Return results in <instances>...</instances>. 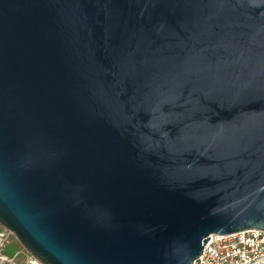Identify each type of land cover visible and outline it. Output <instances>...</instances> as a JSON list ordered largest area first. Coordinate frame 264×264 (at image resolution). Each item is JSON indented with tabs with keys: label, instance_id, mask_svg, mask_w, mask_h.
Segmentation results:
<instances>
[{
	"label": "water",
	"instance_id": "water-1",
	"mask_svg": "<svg viewBox=\"0 0 264 264\" xmlns=\"http://www.w3.org/2000/svg\"><path fill=\"white\" fill-rule=\"evenodd\" d=\"M0 225L45 264L264 230V0H0Z\"/></svg>",
	"mask_w": 264,
	"mask_h": 264
},
{
	"label": "built area",
	"instance_id": "built-area-1",
	"mask_svg": "<svg viewBox=\"0 0 264 264\" xmlns=\"http://www.w3.org/2000/svg\"><path fill=\"white\" fill-rule=\"evenodd\" d=\"M209 236L194 264H264L263 229L251 228ZM13 238L19 243L17 250L11 244ZM8 247L13 250L9 252ZM21 248L24 249V246L13 231L0 225V264H45L26 249L24 257L19 259L17 256Z\"/></svg>",
	"mask_w": 264,
	"mask_h": 264
},
{
	"label": "rangeland",
	"instance_id": "rangeland-1",
	"mask_svg": "<svg viewBox=\"0 0 264 264\" xmlns=\"http://www.w3.org/2000/svg\"><path fill=\"white\" fill-rule=\"evenodd\" d=\"M11 244L15 246L14 248H16V250H17L18 248H20L19 245H18V244H19L18 241H17L16 239H14V238H13ZM10 246H11V245H10ZM24 249H25V248H24ZM24 249L21 248V251H20V253H19L18 256H17L19 259H22V258L24 257V255L26 254V251H25ZM12 250H13L12 247H8V251H9V252H11Z\"/></svg>",
	"mask_w": 264,
	"mask_h": 264
}]
</instances>
